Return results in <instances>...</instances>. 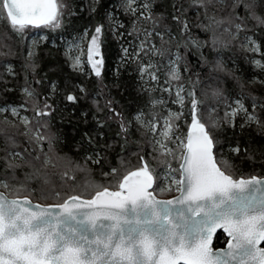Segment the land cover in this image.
Here are the masks:
<instances>
[{
  "label": "trees",
  "instance_id": "trees-1",
  "mask_svg": "<svg viewBox=\"0 0 264 264\" xmlns=\"http://www.w3.org/2000/svg\"><path fill=\"white\" fill-rule=\"evenodd\" d=\"M143 1L149 5L147 14L134 15L123 0H63L59 27L29 25L23 32L14 31L0 18V109L23 107L29 122L11 123L7 120L12 117L10 112L0 111V179L16 187L23 185L26 191L21 197L51 204L74 195L92 197L98 187L115 190L120 176L141 166V156L155 169L154 177L169 171L161 160L179 169V159L155 158L159 153L153 150L154 144L160 137L141 127L135 117L143 113L145 121L156 117L162 125L169 111L182 112L176 123L183 137L191 122L187 92L193 90L204 101L203 109H216L214 116L220 124L209 131L217 161H227L234 178L264 176V68L255 63L264 64V23L256 19H264V0H250V11L233 9V0H213L205 7L195 0ZM113 21L119 23L116 34L121 39L114 33ZM237 23L243 25L241 30L235 27ZM98 26H102L100 76L74 69L59 44L61 37L84 32L88 37L96 35ZM36 31L46 34L44 42H34ZM213 37L215 45L211 44ZM252 38L259 51L244 46ZM125 41L144 43L137 59H123ZM153 45L159 54L153 52ZM176 54L181 79L169 82V60ZM149 57L155 65L151 72L160 77L161 88L141 74L143 61ZM175 85L184 86L183 106L174 102ZM214 89L222 92L220 98L212 96ZM69 95L75 100L69 101ZM236 101L247 113L238 112L229 123L225 112L237 108ZM41 111L47 114L38 115ZM247 115H254L258 122L248 121ZM37 128L48 138L39 145L32 140ZM168 145L178 155L176 144ZM9 153L20 154L14 160L20 166L14 171L5 168V159L12 158ZM112 169L117 170L115 174ZM174 173L180 176L178 171ZM160 182L157 179L153 189L160 187ZM175 194L174 190L158 196ZM227 240L220 231L214 248L224 247Z\"/></svg>",
  "mask_w": 264,
  "mask_h": 264
},
{
  "label": "snow or ice",
  "instance_id": "snow-or-ice-1",
  "mask_svg": "<svg viewBox=\"0 0 264 264\" xmlns=\"http://www.w3.org/2000/svg\"><path fill=\"white\" fill-rule=\"evenodd\" d=\"M195 2L205 7L213 0ZM133 3L135 0H128V10L134 14ZM64 7L63 0H0V18L6 19L16 32H23L29 25L59 27ZM143 7L147 9L149 5L145 3ZM232 7L250 11L252 5L250 0L248 3L233 0ZM237 19H241L238 14ZM256 19L264 23V19ZM184 27L187 28L186 23ZM235 27L241 30L243 25L237 23ZM101 32L102 26L96 27V35L90 41L97 55ZM140 50H144V43ZM251 50L259 51V48L254 46ZM153 52L159 54L154 45ZM255 63L264 68L259 60ZM97 64H102V60L93 63L96 75L100 76ZM154 67L148 64L141 71ZM149 74L157 79L155 73ZM168 75L169 82L181 79L177 67ZM184 91L181 85L175 92L174 102L181 106L186 98L182 95ZM25 92L32 95L27 89ZM212 96L218 99L222 92L214 89ZM187 97H190L191 122L183 137L176 123L182 112H170L162 125L156 117L145 121L143 113L135 117L153 136L159 135L153 149L159 153L156 159L171 156L182 161L179 169H172L166 160H161L169 169L165 176L154 177L155 169L141 156L139 168L119 177L115 185L118 190L98 187L91 199L82 200L74 195L60 204L47 206L33 204L26 195L22 200L9 199V195L20 196L26 190L23 185L16 187L0 179V188L11 190L0 191V264H264V247H260L264 243V177L234 178L227 161L217 162L209 131L220 124L214 116L216 109H203L204 101L197 98L194 90L187 92ZM67 99L74 101L75 97L69 95ZM236 104L237 108L225 112L229 123L238 112L247 113L240 101ZM12 112L16 114V109ZM42 114L47 113L38 112ZM246 119L258 122L254 115H247ZM24 123H29L26 117ZM121 127L125 125L122 123ZM46 139L39 128L32 136L38 145ZM168 142L176 144L178 155L168 147ZM234 151L239 152V148ZM19 155L9 153L12 158L5 159V168L14 171L19 167L14 162ZM49 162L45 160L46 164ZM116 171L112 169L113 174ZM177 171L179 179L171 175ZM157 179L163 186L153 189ZM174 190L181 194L173 200L156 198ZM217 227L223 228L234 243L213 251L211 236Z\"/></svg>",
  "mask_w": 264,
  "mask_h": 264
},
{
  "label": "rangeland",
  "instance_id": "rangeland-1",
  "mask_svg": "<svg viewBox=\"0 0 264 264\" xmlns=\"http://www.w3.org/2000/svg\"><path fill=\"white\" fill-rule=\"evenodd\" d=\"M123 5H125V7L128 10V0H123ZM145 2L143 0H135V3H133L131 5L132 8L136 9L134 15H144L147 14V9H145L144 6ZM131 12V11H130ZM132 13V12H131ZM133 14V13H132ZM223 23L225 24V21H223ZM118 22L117 21H113V29H114V33H117V26H118ZM216 24V23H215ZM217 26V24L215 25V27ZM53 27V26H52ZM216 30V28H215ZM216 32V31H215ZM214 34V33H212ZM94 36V34L90 37H88V33L84 32L79 36H68L66 37H61L59 39L60 41V45L63 46L65 53L68 56L70 65L78 70V71H85V72H90V71H95V68H93V63L97 60H102V55L100 52V47L98 49L99 54H96V47L91 45L90 41L92 39V37ZM118 39H121V35H117ZM47 38L46 34L41 32V31H36L35 32V39L34 42L35 43H39V42H44V40ZM213 41V42H212ZM249 41H254L255 44L253 45L252 43H250ZM99 42V41H98ZM216 40L213 37V40H211V44L215 45ZM140 43L137 44H132V42H126L123 44L122 46V51H123V59H127V60H134L137 59V56H139L140 54H142V52L140 50ZM247 49L251 50L254 46H258L257 42L252 38L250 40H248L245 45H244ZM92 49L91 53L89 52V49ZM125 49H127V52H125ZM150 51V50H149ZM252 51V50H251ZM91 55V59H89V56ZM178 58V59H177ZM152 57L146 58L145 61H143V65L142 68L148 64H152L154 65V62L151 61ZM78 61V62H77ZM170 65H171V69L172 70L173 67H177L179 69V73L180 72V60H179V55H175L174 57H172V59L169 60ZM173 62H175L173 64ZM96 67H98L100 69V72L102 70L103 64H97ZM141 68V69H142ZM152 69V68H151ZM151 69H149L148 71L142 72L141 74L144 76H147V79L149 81H151L152 85L156 86V87H162V85L159 83V79L160 77L157 76V79H152L151 75L149 74V72H151ZM154 73V72H153ZM147 83V80H145ZM144 81V83H145ZM149 86V85H148ZM181 85H175V92L176 90L180 87ZM183 86V85H182ZM184 88V86H183ZM12 109H16V114H13ZM23 107H17V106H2L0 111L1 112H5V111H9L10 114L12 115V117H7V120L9 122H13V120H19V121H24V118L27 117L26 113H23ZM232 111V110H231ZM173 112V111H169ZM176 112V111H175ZM167 116H164L162 119H164ZM163 122V120H162ZM169 147V145H168ZM168 174V172L166 173V175ZM172 176H175L177 179L180 178V176H176V174L174 172L171 173ZM160 186H163L162 183L160 182ZM175 188H179L180 185H173ZM178 191H176L177 193Z\"/></svg>",
  "mask_w": 264,
  "mask_h": 264
},
{
  "label": "water",
  "instance_id": "water-1",
  "mask_svg": "<svg viewBox=\"0 0 264 264\" xmlns=\"http://www.w3.org/2000/svg\"><path fill=\"white\" fill-rule=\"evenodd\" d=\"M32 26V25H31ZM34 26V25H33ZM39 26H42V25H39ZM39 26H37V27H39ZM188 129V128H187ZM189 130V129H188ZM188 130H187V132H188ZM213 154H214V156L216 157V151H215V142H214V147H213ZM216 160H217V158H216ZM182 162V161H181ZM180 162V163H181ZM218 162V161H217ZM135 170V169H134ZM258 177H264V176H260V175H258ZM155 184V183H154ZM154 184H153V187H154ZM109 190L110 191H116V190H118V189H115V190H113V189H111V188H109ZM153 189H149V191H152ZM0 191H3L2 189H0ZM180 192L178 191V193L177 194H175V195H173V196H170V197H167V198H163V197H160V196H158L157 195V199H160V200H173V199H175L176 197H178V196H180ZM24 197H21V196H17V197H12V196H10L9 195V199H23ZM28 198L32 201V203L33 204H39V205H42V206H47V205H57V204H60V203H51V204H44V203H39V202H37V201H34L30 196H28ZM92 197H86V198H84V197H82L81 196V199L82 200H88V199H91ZM198 218V217H197ZM224 232L225 234H226V236L228 237V240L226 241V245L224 246V247H215L214 248V240H215V236L219 233V232ZM229 242H233L234 243V241H231V237H229L228 235H227V233L223 230V228H220V227H217L216 229H215V231L213 232V234H212V236H211V243H210V247H211V249L213 250V251H216V250H222V249H225V248H227V245L229 244ZM260 247H264V243H262L261 245H260Z\"/></svg>",
  "mask_w": 264,
  "mask_h": 264
}]
</instances>
